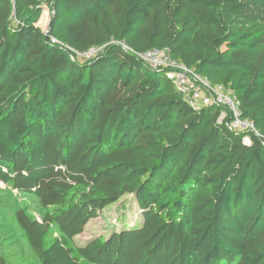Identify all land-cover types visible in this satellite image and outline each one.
Returning <instances> with one entry per match:
<instances>
[{
    "label": "trees",
    "instance_id": "obj_1",
    "mask_svg": "<svg viewBox=\"0 0 264 264\" xmlns=\"http://www.w3.org/2000/svg\"><path fill=\"white\" fill-rule=\"evenodd\" d=\"M43 1L0 0V185L44 210L13 213L34 263L264 264V140L111 42L167 48L264 136V0H48L50 33ZM125 197L139 218L76 243Z\"/></svg>",
    "mask_w": 264,
    "mask_h": 264
},
{
    "label": "built area",
    "instance_id": "obj_2",
    "mask_svg": "<svg viewBox=\"0 0 264 264\" xmlns=\"http://www.w3.org/2000/svg\"><path fill=\"white\" fill-rule=\"evenodd\" d=\"M43 1V0H42ZM43 5L48 7L51 15L53 13L48 0L43 1ZM48 28L45 30L47 33ZM51 43L61 45L62 49L67 51L71 58L76 61H86L97 57L106 45L100 47H92L87 51H79L71 46L61 42L56 37H51ZM121 45L125 50L137 55L151 67L162 70L167 77L173 81L177 90L183 95L186 102L194 109H200L207 106H219L222 108L220 120L229 118L227 125L231 130L237 132L252 129L254 133L264 140V136L260 135L252 123L245 120L241 116L240 100L234 90L223 84H212L208 79L199 74L194 68L173 59L167 48H154L147 51H135L125 43L111 41ZM249 142V139H245Z\"/></svg>",
    "mask_w": 264,
    "mask_h": 264
},
{
    "label": "rangeland",
    "instance_id": "obj_3",
    "mask_svg": "<svg viewBox=\"0 0 264 264\" xmlns=\"http://www.w3.org/2000/svg\"><path fill=\"white\" fill-rule=\"evenodd\" d=\"M45 13L36 23L44 30L48 28L51 19V13L48 9L45 10ZM34 198L0 185V232L6 234L5 238L0 239V253L9 264H35V258L25 246V241L22 239L21 232L18 231V225L15 224L13 217L16 209L22 207L33 217L41 218L44 210L38 200ZM128 202L129 199L125 197L120 202L105 209L101 216L91 220L83 233L75 238L76 243L83 244L87 239L96 235L107 236L118 223H129L139 218V210L127 211V209H122V203L128 204ZM80 264L86 263L81 261Z\"/></svg>",
    "mask_w": 264,
    "mask_h": 264
},
{
    "label": "clouds",
    "instance_id": "obj_4",
    "mask_svg": "<svg viewBox=\"0 0 264 264\" xmlns=\"http://www.w3.org/2000/svg\"><path fill=\"white\" fill-rule=\"evenodd\" d=\"M47 9H48V7L45 8V10H47ZM48 11H49V10H48ZM44 12H45V11H44ZM44 12H43V14H44ZM41 16H42V15H41ZM48 27H49V26H48ZM203 77H204V76H203ZM206 79H207V78H206ZM234 92H235V91H234ZM221 112H222V111H221ZM220 114H221V113H220ZM243 119H244V118H243ZM224 120H226V123H227V121L229 120V118L224 119ZM224 120H223V121H224ZM245 120H246V119H245ZM223 121L220 120V116H219V122H223ZM248 121H249V120H248ZM249 122H250V121H249ZM226 125H227V124H226ZM227 126H228V125H227ZM228 127H229V126H228ZM229 128H230V127H229ZM249 130H250V129H249ZM233 131H235V130H233ZM246 131H248V130H246ZM236 132H237V131H236ZM240 132H242V131H240ZM243 132H244V131H243ZM253 132H254V131H253ZM246 138L249 139V137H246ZM246 138H244V141H245V142H246V140H245ZM246 143H250V139H249V142H246Z\"/></svg>",
    "mask_w": 264,
    "mask_h": 264
},
{
    "label": "water",
    "instance_id": "obj_5",
    "mask_svg": "<svg viewBox=\"0 0 264 264\" xmlns=\"http://www.w3.org/2000/svg\"><path fill=\"white\" fill-rule=\"evenodd\" d=\"M47 33H50V28L48 27Z\"/></svg>",
    "mask_w": 264,
    "mask_h": 264
},
{
    "label": "bare ground",
    "instance_id": "obj_6",
    "mask_svg": "<svg viewBox=\"0 0 264 264\" xmlns=\"http://www.w3.org/2000/svg\"><path fill=\"white\" fill-rule=\"evenodd\" d=\"M44 14H46V13L44 12Z\"/></svg>",
    "mask_w": 264,
    "mask_h": 264
}]
</instances>
